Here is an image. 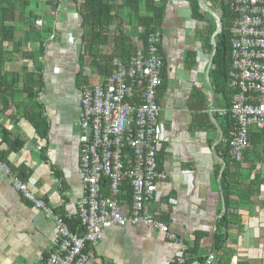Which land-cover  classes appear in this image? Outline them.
<instances>
[{"label":"crops","instance_id":"0c3cea01","mask_svg":"<svg viewBox=\"0 0 264 264\" xmlns=\"http://www.w3.org/2000/svg\"><path fill=\"white\" fill-rule=\"evenodd\" d=\"M59 1L55 24L59 34L42 60L46 67L38 98L20 105V112L13 113V108L9 118L0 120V264H33L39 257L50 256L57 246L54 224L15 189L14 179L27 184L33 194L73 224L78 221V202L84 196L79 143L82 91L108 76L103 73V60L98 66L90 65L88 59L80 61L83 19L74 0ZM117 13L121 19L110 26L108 44L99 48V57L117 51L114 58L127 59L131 55L125 54L127 49L133 52L146 45L145 28L131 27L125 13ZM200 13L203 20L198 21L185 0H168L160 28L164 69L157 93L162 131L158 168L168 178L158 184L151 209L178 243L141 225L111 228L91 249L92 264H174L182 248L188 264H203L191 262L195 249L199 257L207 259L204 264H264L263 150L251 156L255 169L250 170L251 163L243 158L240 168L231 171V179L237 180L232 192L249 200L230 207L235 224L222 249L216 250L218 222L226 212L221 175L227 163L220 154L231 139L227 141L226 122L215 110L226 108L229 97L216 91L209 48L212 45L214 50L216 31L211 34L213 25L204 7ZM122 31L126 35L123 41ZM8 67L19 71L21 66ZM108 70L112 72L111 64ZM261 180L258 188L252 186L251 181L258 184ZM104 193H109L107 186ZM125 201L129 207V195Z\"/></svg>","mask_w":264,"mask_h":264},{"label":"built area","instance_id":"2783aa9c","mask_svg":"<svg viewBox=\"0 0 264 264\" xmlns=\"http://www.w3.org/2000/svg\"><path fill=\"white\" fill-rule=\"evenodd\" d=\"M229 5L234 16L229 87L234 93L229 108L215 111L234 121L229 151L232 159L241 162L251 148L250 129H264V0H229ZM214 16L216 23L220 21L219 15ZM161 40L160 30L152 32L146 45L127 59L112 60L107 78L83 88L79 143L84 196L78 202L75 230L70 229L69 219L14 179L15 189L43 212L57 234L54 252L33 264H92L91 249L105 232L130 225L149 227L178 243L151 209L158 184L168 178L158 168L162 131L157 92L164 69ZM128 195L129 207L125 206ZM182 250L174 264H188Z\"/></svg>","mask_w":264,"mask_h":264},{"label":"trees","instance_id":"16d2710c","mask_svg":"<svg viewBox=\"0 0 264 264\" xmlns=\"http://www.w3.org/2000/svg\"><path fill=\"white\" fill-rule=\"evenodd\" d=\"M40 1H37L36 7L40 5ZM185 1L191 7L193 17L198 21L203 20L199 0ZM204 1L210 10L222 13L219 14L222 30L216 36L217 51L212 63L211 76L214 79L216 91L220 89L221 92L224 91L228 94L229 103L226 108H229L234 93L229 87V72L232 64L231 28L234 16L230 10L229 0ZM42 3L46 7L44 12L32 8L30 6L31 0H0V120L9 118L13 108L15 110L13 113L20 112V105L23 106L32 100L35 102L43 87L42 76L46 65L42 63V60L46 56L48 46L54 42L55 36L59 34L55 24L60 11V1L44 0ZM74 3L78 6L77 12L83 19L81 25L83 32L79 46L82 48L80 61L88 59L90 65L98 66L103 60L106 67L103 71L105 77L111 73L108 67L114 57L118 56L117 51H114L110 56L99 57L98 50L108 44L110 26L121 19L117 12L123 11L125 13V15L123 14L124 19L128 21L131 27L145 28L143 37L146 40L149 34L160 30L168 6V0H74ZM143 11L146 12V15L142 16ZM210 31L211 34L216 31V24L210 28ZM18 35L20 36L18 37ZM120 35V40L123 41L126 35L123 31ZM116 42H118L117 39ZM33 46L37 49L28 48ZM209 48L213 51L212 45H209ZM124 49L121 52L122 58L125 57L123 54L127 48ZM136 49L131 52L132 49L129 48L125 54L132 55ZM11 64L21 66L19 71H10L8 66ZM223 119L227 126L224 134L229 141L234 134L235 123L230 116H225ZM249 136L252 148L245 151L244 160L251 163L249 168L253 170L256 165H253L251 156L258 153L259 150L264 151V129L260 130L253 126ZM220 156L227 163V167L221 175L226 212L218 222V233L215 236L216 250L222 249L228 238L230 226L235 224L234 215L229 212L230 207L233 204H238L240 200H249L244 196L238 197L236 193L232 192L237 180L231 179V171L240 168L242 163L231 158L229 142L228 148ZM262 183L263 180L258 184L251 181L252 186L257 188ZM235 197L239 198L238 201L234 200ZM68 223L73 230L79 225L78 221L74 224L70 221ZM196 250L192 253L191 262L199 260L203 264L206 263L207 259L199 257Z\"/></svg>","mask_w":264,"mask_h":264},{"label":"rangeland","instance_id":"374dc122","mask_svg":"<svg viewBox=\"0 0 264 264\" xmlns=\"http://www.w3.org/2000/svg\"><path fill=\"white\" fill-rule=\"evenodd\" d=\"M38 0H31V3L32 4H30V6L32 7V8H37L36 10L37 11H41V12H43L45 9H46V7L44 6V4L42 3L44 0H41L40 1V6H37L36 7V2H37ZM200 3V2H199ZM204 4V3H203ZM205 5V4H204ZM206 7L208 6L207 4L205 5ZM200 7L202 8V4H200ZM205 11L207 12V15H208V18L210 19V21H211V23H212V25H215L216 24V21L213 19V17H212V15L205 9ZM211 11H213V10H211ZM66 12V10H65V8H64V6L62 5V13H65ZM214 13H216L217 15H219L221 12H218V11H216V12H214ZM222 14V13H221ZM214 21H215V24H214ZM20 35H18V37H19ZM28 48H30V49H34V50H36V47L35 46H33V47H28ZM12 69L13 70H16V67H12Z\"/></svg>","mask_w":264,"mask_h":264},{"label":"water","instance_id":"95a60500","mask_svg":"<svg viewBox=\"0 0 264 264\" xmlns=\"http://www.w3.org/2000/svg\"><path fill=\"white\" fill-rule=\"evenodd\" d=\"M200 4H202V7H204L214 18H215V14L213 13V11H211L210 9H208L204 4L203 2H201V0H199ZM222 30V26H221V22L218 20L217 21V28H216V32H215V35H214V41H213V45H214V50H213V55H212V58H211V63L213 62L214 60V57H215V54H216V51H217V48H216V45H215V36H217ZM225 207V205H224Z\"/></svg>","mask_w":264,"mask_h":264}]
</instances>
